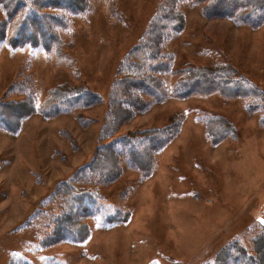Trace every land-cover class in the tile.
<instances>
[{"label": "rangeland", "instance_id": "obj_1", "mask_svg": "<svg viewBox=\"0 0 264 264\" xmlns=\"http://www.w3.org/2000/svg\"><path fill=\"white\" fill-rule=\"evenodd\" d=\"M23 1L63 18L53 23L61 50L0 39V264H215L233 242L251 251L264 233V95L232 96L235 83L227 93L179 97L175 87L195 69L264 89V25L179 3L185 29L164 44L173 56L161 74L169 97L119 124L111 113L129 54L163 0H72L82 5L74 12ZM71 100L93 103L60 112ZM253 103L260 109L251 112ZM171 123L174 135L143 170L99 148L106 125L119 137ZM92 161L97 172L80 174ZM118 165V177L102 180Z\"/></svg>", "mask_w": 264, "mask_h": 264}, {"label": "trees", "instance_id": "obj_2", "mask_svg": "<svg viewBox=\"0 0 264 264\" xmlns=\"http://www.w3.org/2000/svg\"><path fill=\"white\" fill-rule=\"evenodd\" d=\"M182 1L187 0H163L160 12L155 16L150 29L130 52L127 66L128 77L122 84L124 95L120 96V93L116 95L114 110L111 113L114 116V123L122 124L130 119L136 110L146 109L152 102L164 101L169 97L161 74L170 70L173 56L164 53V44L174 33L182 32L185 29V15L179 7V3ZM191 1L202 4L203 13L208 18H233L255 29L264 25V0ZM0 3L6 11V15L0 19V39L6 38L7 34H12L9 41L16 46H24L28 41H31L33 46L43 45L49 52L54 49L61 50L58 41L61 36L55 30L53 23L55 21L62 22L63 18L41 15L37 9L28 8L23 0H0ZM47 3L52 8L64 5L70 12H74V7L82 6L75 5L72 0H64L63 3L50 0ZM16 16L22 17L17 29ZM187 70L183 72L184 78H180L175 87V94L179 97L211 93L213 90L227 93L228 87L234 86L232 84L235 83L237 89L234 87L233 90L238 91L233 92L232 96H241L247 101L249 98H258L264 95V89L259 84L244 76L242 79H236V82L233 80L223 85L218 76L209 79L203 74L206 71L200 70L199 73H196L195 69ZM87 92L91 93L88 90ZM81 93L83 91L73 92L69 98L73 99L80 96ZM70 102L73 104L66 106L60 112L70 113L76 106H90L93 103L88 100L83 103H77L74 100ZM250 105L251 112L260 109L257 104ZM27 106L29 114L35 111L32 109V105L27 104ZM263 122L264 119H262ZM83 123L86 124L85 121ZM115 128L114 125L105 126L101 138V142H104L99 144V148L104 149L103 151L106 152L104 155L108 157L112 155L111 160L114 161L115 157L119 159V157L127 156L133 165V162L137 164L135 167L143 170L144 168L141 166L147 167L146 161L150 162L153 155L170 141L177 126L171 123L164 128L144 129L119 137L115 136ZM221 138L219 137V139ZM135 158H139L146 164L139 163ZM110 167L111 165L109 166L107 163L104 170L113 168ZM114 171H107L109 173L102 177V180L108 181L118 177L122 168L118 165ZM96 172L97 170L93 168V161L80 169V174L89 175ZM58 237V241H60L62 237L60 235ZM220 256L221 258L215 264H264V233L256 238L251 251L245 245L233 242L221 252Z\"/></svg>", "mask_w": 264, "mask_h": 264}, {"label": "crops", "instance_id": "obj_3", "mask_svg": "<svg viewBox=\"0 0 264 264\" xmlns=\"http://www.w3.org/2000/svg\"><path fill=\"white\" fill-rule=\"evenodd\" d=\"M220 19H229V18H220Z\"/></svg>", "mask_w": 264, "mask_h": 264}]
</instances>
